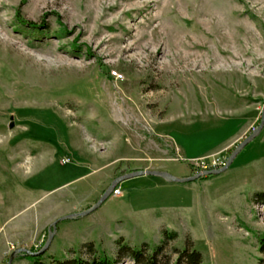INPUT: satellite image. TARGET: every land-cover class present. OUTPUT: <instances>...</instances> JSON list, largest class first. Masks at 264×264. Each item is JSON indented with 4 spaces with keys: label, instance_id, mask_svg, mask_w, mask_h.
<instances>
[{
    "label": "rangeland",
    "instance_id": "374dc122",
    "mask_svg": "<svg viewBox=\"0 0 264 264\" xmlns=\"http://www.w3.org/2000/svg\"><path fill=\"white\" fill-rule=\"evenodd\" d=\"M263 109L264 0H0V264L164 232L170 264H264V123L221 174L127 179L52 226L131 173L222 169Z\"/></svg>",
    "mask_w": 264,
    "mask_h": 264
},
{
    "label": "trees",
    "instance_id": "16d2710c",
    "mask_svg": "<svg viewBox=\"0 0 264 264\" xmlns=\"http://www.w3.org/2000/svg\"><path fill=\"white\" fill-rule=\"evenodd\" d=\"M164 237L165 240H163L161 245L154 247L151 251H147L148 248L145 245H143L138 250L124 245L118 246L117 259H115V261L113 262H109L106 259L96 258L92 260L91 263L71 260L63 262L55 261L51 264H117L126 257H129L134 264H170V258L166 255H163V247L165 245L164 242L166 240L174 239L175 235L172 233L164 232ZM188 246L189 248L185 247L181 252L177 250L175 251L178 256L174 264H201V257L199 253L190 250V248L192 247L190 244ZM87 247H89V249L91 250L90 246ZM32 260L33 264H45L38 259L33 258Z\"/></svg>",
    "mask_w": 264,
    "mask_h": 264
},
{
    "label": "water",
    "instance_id": "95a60500",
    "mask_svg": "<svg viewBox=\"0 0 264 264\" xmlns=\"http://www.w3.org/2000/svg\"><path fill=\"white\" fill-rule=\"evenodd\" d=\"M263 123H264V109L262 111V114H261V119H260V123H259V126L257 127L256 130H254L241 144H239L235 149L234 151L232 152V154L230 155L229 159L227 160L226 164L224 165V167L222 169H218V170H211V171H205L199 175H196V176H193L191 178H188V179H177L169 174H166V173H163V172H135V173H131L129 175H126V176H123L117 180H115L111 185L110 187L105 191V193L102 195V197L99 199V201L96 203V205H94L91 209H89L88 211H85V212H82L80 214H74V215H68L66 217H62L58 220H56L54 223H53V228H54V231H55V226L57 223H59L60 221H63V220H68V219H75L77 217H82V216H86L90 213H92L94 210H96L99 205L109 196V194L113 191L115 185L121 181H124V180H127V179H131V178H135V177H139V176H154V177H160L162 178L163 180L165 181H168V182H188V181H193L197 178H200V177H203V176H211V175H218V174H221L223 172H225L227 170V168L230 166V164L232 163L233 159L238 155V153L241 151V149L246 145L248 144V142H250L254 137L257 136V134L260 132V130L262 129L263 127ZM12 127V124L10 125V128ZM54 231L52 234H50L48 236V240H47V243H46V246L44 247V249L41 251H45L46 248L48 247L50 241H51V238H52V235L54 234ZM24 251V250H22ZM28 254L31 255V253L27 252ZM13 256V255H12ZM12 256L10 257V260H9V264L11 262V259H12Z\"/></svg>",
    "mask_w": 264,
    "mask_h": 264
},
{
    "label": "built area",
    "instance_id": "2783aa9c",
    "mask_svg": "<svg viewBox=\"0 0 264 264\" xmlns=\"http://www.w3.org/2000/svg\"><path fill=\"white\" fill-rule=\"evenodd\" d=\"M113 192H114V194H116L118 191L117 190H114Z\"/></svg>",
    "mask_w": 264,
    "mask_h": 264
}]
</instances>
